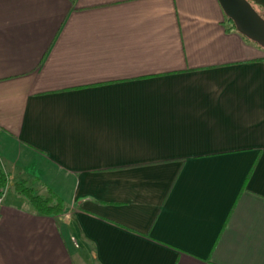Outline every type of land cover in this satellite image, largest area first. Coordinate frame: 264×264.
<instances>
[{
	"label": "crops",
	"instance_id": "crops-1",
	"mask_svg": "<svg viewBox=\"0 0 264 264\" xmlns=\"http://www.w3.org/2000/svg\"><path fill=\"white\" fill-rule=\"evenodd\" d=\"M264 13V0H251ZM0 264H264V48L218 0H0Z\"/></svg>",
	"mask_w": 264,
	"mask_h": 264
},
{
	"label": "water",
	"instance_id": "water-1",
	"mask_svg": "<svg viewBox=\"0 0 264 264\" xmlns=\"http://www.w3.org/2000/svg\"><path fill=\"white\" fill-rule=\"evenodd\" d=\"M236 31L264 48V18L248 0H218Z\"/></svg>",
	"mask_w": 264,
	"mask_h": 264
},
{
	"label": "trees",
	"instance_id": "trees-1",
	"mask_svg": "<svg viewBox=\"0 0 264 264\" xmlns=\"http://www.w3.org/2000/svg\"><path fill=\"white\" fill-rule=\"evenodd\" d=\"M252 5V1L248 0ZM253 7L257 10V8L253 5ZM258 11V10H257ZM258 13L264 18V13L258 11ZM228 22L231 24L232 28H235L232 21L227 18ZM245 37V36H244ZM246 38V37H245ZM248 39V38H246ZM6 175L0 171V187H3L7 183ZM14 189L22 194H24L31 205L41 214L45 215H57L63 211L62 202L59 199L53 200V197L43 198L34 193L33 188L26 186L24 182H16L13 184Z\"/></svg>",
	"mask_w": 264,
	"mask_h": 264
},
{
	"label": "built area",
	"instance_id": "built-area-1",
	"mask_svg": "<svg viewBox=\"0 0 264 264\" xmlns=\"http://www.w3.org/2000/svg\"><path fill=\"white\" fill-rule=\"evenodd\" d=\"M7 189H8V183H6L5 186L0 187V201L2 200V196L4 195Z\"/></svg>",
	"mask_w": 264,
	"mask_h": 264
},
{
	"label": "rangeland",
	"instance_id": "rangeland-1",
	"mask_svg": "<svg viewBox=\"0 0 264 264\" xmlns=\"http://www.w3.org/2000/svg\"><path fill=\"white\" fill-rule=\"evenodd\" d=\"M10 186H11V185L8 184L9 192H10V193H13V192H14V190H13V188H12L13 185H12V187H10Z\"/></svg>",
	"mask_w": 264,
	"mask_h": 264
}]
</instances>
